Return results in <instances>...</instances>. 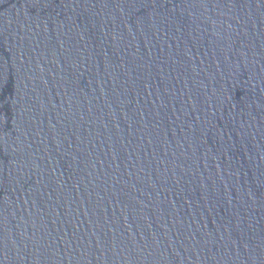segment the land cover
Listing matches in <instances>:
<instances>
[{
    "label": "water",
    "instance_id": "95a60500",
    "mask_svg": "<svg viewBox=\"0 0 264 264\" xmlns=\"http://www.w3.org/2000/svg\"><path fill=\"white\" fill-rule=\"evenodd\" d=\"M0 264H264V0H0Z\"/></svg>",
    "mask_w": 264,
    "mask_h": 264
}]
</instances>
